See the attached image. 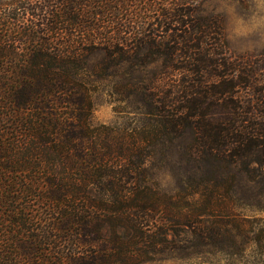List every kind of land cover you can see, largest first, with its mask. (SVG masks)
<instances>
[{
  "label": "trees",
  "instance_id": "trees-1",
  "mask_svg": "<svg viewBox=\"0 0 264 264\" xmlns=\"http://www.w3.org/2000/svg\"><path fill=\"white\" fill-rule=\"evenodd\" d=\"M188 1L0 9V264H145L190 233L207 243L214 228L200 218L219 230L238 192L264 196V52L230 54L218 19H190ZM167 4L186 19L137 12ZM94 52L97 77L163 57L151 76L123 78L146 106L141 128L92 122L83 73ZM185 129L184 185L161 194L142 183L145 162Z\"/></svg>",
  "mask_w": 264,
  "mask_h": 264
},
{
  "label": "rangeland",
  "instance_id": "rangeland-1",
  "mask_svg": "<svg viewBox=\"0 0 264 264\" xmlns=\"http://www.w3.org/2000/svg\"><path fill=\"white\" fill-rule=\"evenodd\" d=\"M17 1L0 0V9L12 8ZM188 2L185 11L190 7V19L202 20L210 16L218 19L225 46L233 56L251 58L264 52V0ZM173 8L167 4L145 6L136 11L140 17L154 22L186 19L172 14L175 10ZM102 58L101 52L91 53L86 57L84 65L83 74L90 84L92 122L116 128H141L146 106L137 97L127 93L123 78L151 76L163 67V57L141 67L125 63L117 68L115 74L97 77L92 71ZM190 139V132L185 129L184 134L173 139L171 144L153 146V153L144 165L142 183L161 194H178L180 186L184 185V177L177 169L179 147L189 143ZM232 200V214L220 219L219 230H216L218 225L213 223L214 217L200 218L206 227L214 228L213 231H206L212 234L205 239L207 243L194 240L190 233L187 241L179 243L182 249L166 251L145 264H264V196H241L238 192Z\"/></svg>",
  "mask_w": 264,
  "mask_h": 264
}]
</instances>
